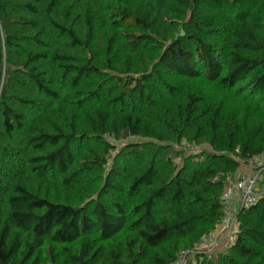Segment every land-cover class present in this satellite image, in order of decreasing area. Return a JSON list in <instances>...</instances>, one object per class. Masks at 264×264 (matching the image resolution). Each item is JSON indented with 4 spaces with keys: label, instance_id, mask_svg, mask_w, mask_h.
I'll use <instances>...</instances> for the list:
<instances>
[{
    "label": "trees",
    "instance_id": "1",
    "mask_svg": "<svg viewBox=\"0 0 264 264\" xmlns=\"http://www.w3.org/2000/svg\"><path fill=\"white\" fill-rule=\"evenodd\" d=\"M261 153L264 0H0V264H264V198L192 254Z\"/></svg>",
    "mask_w": 264,
    "mask_h": 264
},
{
    "label": "built area",
    "instance_id": "2",
    "mask_svg": "<svg viewBox=\"0 0 264 264\" xmlns=\"http://www.w3.org/2000/svg\"><path fill=\"white\" fill-rule=\"evenodd\" d=\"M264 198V153L252 156L241 164L234 181L223 192L220 202L223 207L221 224L226 229L237 227L236 215L241 210L253 207ZM221 246L220 239L204 238L192 254H201L212 260ZM173 264H184V257Z\"/></svg>",
    "mask_w": 264,
    "mask_h": 264
},
{
    "label": "rangeland",
    "instance_id": "3",
    "mask_svg": "<svg viewBox=\"0 0 264 264\" xmlns=\"http://www.w3.org/2000/svg\"><path fill=\"white\" fill-rule=\"evenodd\" d=\"M107 141L109 144H111L114 148L113 150H111L109 157H108V164L106 165L105 169L108 170L113 159L115 158L116 154L119 153L120 151L123 150V147L125 145L131 144V143H139V144H145L149 141L146 140H140V139H135L132 137H128L125 139H120V140H114L112 138H107ZM172 147L170 148L171 150H174L175 152H185L187 154H199L202 150L204 151H208V147L206 146H190L184 142H182L180 145H176L173 144L171 145ZM174 160L177 163H180V158H174ZM235 176V175H234ZM235 177H232V179L228 180V182H233ZM98 190V188L95 190V192ZM92 191V190H91ZM95 192H89V194H87V191L85 192V194L83 196H81L80 200H81V204L88 202L90 199H96L98 197V194H96ZM83 202V203H82ZM237 232V227H232L231 229H226L224 228L222 225L218 226L209 236V238L211 239H220L221 240V246L218 250L217 253H225L228 249V247L231 245V243H233V241L235 240V235ZM190 259L193 261H195V257L191 256Z\"/></svg>",
    "mask_w": 264,
    "mask_h": 264
},
{
    "label": "water",
    "instance_id": "4",
    "mask_svg": "<svg viewBox=\"0 0 264 264\" xmlns=\"http://www.w3.org/2000/svg\"><path fill=\"white\" fill-rule=\"evenodd\" d=\"M180 35L182 36V35H183V33L181 32V33H180Z\"/></svg>",
    "mask_w": 264,
    "mask_h": 264
},
{
    "label": "crops",
    "instance_id": "5",
    "mask_svg": "<svg viewBox=\"0 0 264 264\" xmlns=\"http://www.w3.org/2000/svg\"><path fill=\"white\" fill-rule=\"evenodd\" d=\"M234 177H235V176H234ZM231 183H232V182H231ZM229 185H230V182H229ZM229 185H228V186H229Z\"/></svg>",
    "mask_w": 264,
    "mask_h": 264
}]
</instances>
